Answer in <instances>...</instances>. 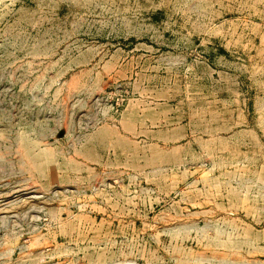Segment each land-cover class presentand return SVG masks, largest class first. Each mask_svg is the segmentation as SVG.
Returning <instances> with one entry per match:
<instances>
[{"label": "rangeland", "instance_id": "rangeland-1", "mask_svg": "<svg viewBox=\"0 0 264 264\" xmlns=\"http://www.w3.org/2000/svg\"><path fill=\"white\" fill-rule=\"evenodd\" d=\"M0 264H264V0H0Z\"/></svg>", "mask_w": 264, "mask_h": 264}]
</instances>
